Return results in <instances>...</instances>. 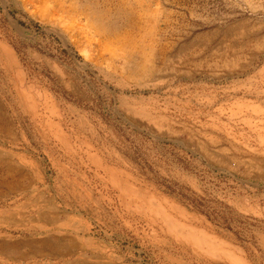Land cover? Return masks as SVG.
I'll use <instances>...</instances> for the list:
<instances>
[{
  "label": "rangeland",
  "instance_id": "rangeland-1",
  "mask_svg": "<svg viewBox=\"0 0 264 264\" xmlns=\"http://www.w3.org/2000/svg\"><path fill=\"white\" fill-rule=\"evenodd\" d=\"M0 264H264V0H0Z\"/></svg>",
  "mask_w": 264,
  "mask_h": 264
}]
</instances>
